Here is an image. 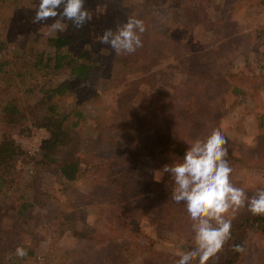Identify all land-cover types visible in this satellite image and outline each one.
Here are the masks:
<instances>
[{"label":"rangeland","instance_id":"374dc122","mask_svg":"<svg viewBox=\"0 0 264 264\" xmlns=\"http://www.w3.org/2000/svg\"><path fill=\"white\" fill-rule=\"evenodd\" d=\"M257 1L84 0L91 20L76 27L65 18L66 30L48 35L60 17L34 23L39 0H0V137L6 131L23 151L0 190V264H177L179 252L195 247L194 221L171 199L174 182L163 168L181 160L168 149L187 151L214 130L237 157L258 159L250 167L231 161L232 183L249 198L264 187V9ZM130 16L145 24L143 47L117 56L99 38ZM68 34L77 40L73 57L91 49V80L48 67L49 39ZM64 82L68 92L44 101L42 89ZM10 102L26 109L30 132L6 125ZM51 104L88 161L75 182L38 163L49 132L33 121ZM108 129L119 134L106 148L100 138ZM250 243L249 264H264V234L253 233ZM17 247L27 256H16Z\"/></svg>","mask_w":264,"mask_h":264},{"label":"clouds","instance_id":"9594fccd","mask_svg":"<svg viewBox=\"0 0 264 264\" xmlns=\"http://www.w3.org/2000/svg\"><path fill=\"white\" fill-rule=\"evenodd\" d=\"M63 6V11L57 10ZM49 26L48 35L64 32L67 25L65 18L76 27H82L91 20L90 13L84 8V0H39L34 23L56 18ZM146 31L142 20L129 17L127 23L116 32L105 31L100 37L104 44H110L117 56L133 54L143 47L141 39ZM227 139L220 130H214L205 140L197 139L189 145L181 162L165 166L163 172L170 173L172 181L171 199L183 202L187 213L194 221L195 247L187 252H179L177 264H192L198 258V264H208L223 250L231 238L232 220L229 213H235L247 207L253 216H264V189L258 190L251 198L244 188L236 187L231 180L233 172L226 157L228 156ZM233 250L243 253V246L234 245ZM15 255L27 256L23 247H17Z\"/></svg>","mask_w":264,"mask_h":264},{"label":"trees","instance_id":"16d2710c","mask_svg":"<svg viewBox=\"0 0 264 264\" xmlns=\"http://www.w3.org/2000/svg\"><path fill=\"white\" fill-rule=\"evenodd\" d=\"M257 4L264 9V0H258ZM80 38L82 37L79 36L78 39ZM76 41V38L70 34L50 38L49 45L54 50V53L49 59L48 67L53 68L55 71L67 73L73 81L91 80L96 74L95 58L91 53V49L88 48L82 51L77 57H73L68 53L74 48ZM41 62L40 60L39 63ZM69 88V83L64 82L59 86L49 87L46 90L42 89L44 101L47 103L54 102L57 96L64 95ZM56 109L51 104L47 115L33 121L34 127L44 128L49 132V137L42 141L38 163L41 168L60 174L66 181L75 182L80 178L82 170L86 171L85 166L88 161L86 163L82 160L76 145L77 140L67 125V117L56 113ZM5 112L6 125L15 126V128L22 127L20 129L21 133L30 132V129L25 127L28 118L26 109L18 108L13 102H10L5 108ZM118 134L116 130L110 129L107 135H101V144L106 146V148L110 145L112 146ZM168 150H170L171 158L172 156L180 158L181 161L186 153L182 149L169 148ZM22 154L23 151L13 140L12 136L4 131L0 137V190L7 187L11 182L7 176L12 175L15 160ZM117 157L120 158V156ZM241 158L231 151H228V156L226 157L229 163L233 161L238 164L243 161L246 167L251 166L250 161H258L256 158L249 160L246 158V161H244L245 158ZM114 160V158L111 159L112 162ZM167 164L173 165L174 163L169 162ZM93 167H96V165H93ZM261 189H264V187L259 190ZM230 219L232 220L231 238L218 254V258H213L208 264H249L252 234H264V216H253L248 209H245ZM234 245L243 246L245 251L243 253L234 251ZM194 264H198V258L194 261Z\"/></svg>","mask_w":264,"mask_h":264},{"label":"built area","instance_id":"2783aa9c","mask_svg":"<svg viewBox=\"0 0 264 264\" xmlns=\"http://www.w3.org/2000/svg\"><path fill=\"white\" fill-rule=\"evenodd\" d=\"M38 150H39V148H38Z\"/></svg>","mask_w":264,"mask_h":264}]
</instances>
